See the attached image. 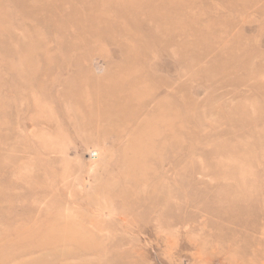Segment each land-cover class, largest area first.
Instances as JSON below:
<instances>
[{
    "label": "rangeland",
    "instance_id": "1",
    "mask_svg": "<svg viewBox=\"0 0 264 264\" xmlns=\"http://www.w3.org/2000/svg\"><path fill=\"white\" fill-rule=\"evenodd\" d=\"M0 264H264V0H0Z\"/></svg>",
    "mask_w": 264,
    "mask_h": 264
}]
</instances>
